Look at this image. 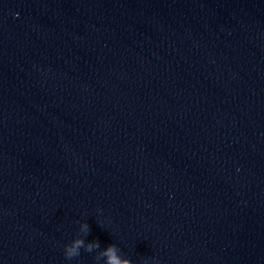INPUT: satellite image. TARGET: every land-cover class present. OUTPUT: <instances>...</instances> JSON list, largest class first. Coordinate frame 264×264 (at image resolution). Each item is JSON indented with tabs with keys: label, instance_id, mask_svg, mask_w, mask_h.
<instances>
[{
	"label": "clouds",
	"instance_id": "clouds-1",
	"mask_svg": "<svg viewBox=\"0 0 264 264\" xmlns=\"http://www.w3.org/2000/svg\"><path fill=\"white\" fill-rule=\"evenodd\" d=\"M82 230L87 232L88 226L87 224L81 225ZM84 247V241L80 238H75L70 244L65 245L64 255L66 259L71 260L74 257H77L80 255V249ZM93 247H99L98 242L95 244H89L85 251L91 252ZM102 255L107 257L106 264H131V262L127 259L121 260L117 254H116V246L110 245L103 253Z\"/></svg>",
	"mask_w": 264,
	"mask_h": 264
}]
</instances>
